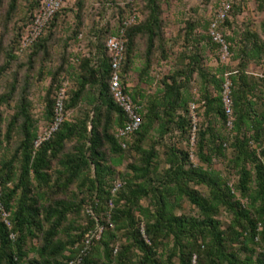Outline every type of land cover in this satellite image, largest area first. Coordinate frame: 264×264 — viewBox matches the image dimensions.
I'll use <instances>...</instances> for the list:
<instances>
[{
  "label": "trees",
  "instance_id": "trees-1",
  "mask_svg": "<svg viewBox=\"0 0 264 264\" xmlns=\"http://www.w3.org/2000/svg\"><path fill=\"white\" fill-rule=\"evenodd\" d=\"M41 1L35 2V12L17 41L5 44L0 37V83L9 70L14 71L0 93V264H67L80 254L86 234L98 228H103L101 239L82 264H264V76L247 70L250 63L264 66L261 34L246 29L240 42L226 36L239 65L235 71L223 65L214 72L204 64L206 54L198 46L196 26L188 22L185 41L197 45L189 57L183 51L174 72L163 78L162 88L148 96L128 88L141 106L142 126L124 149L116 132L127 118L110 91L112 70L106 48L107 38L116 31L94 25L89 55H78L75 61L64 55L46 74L51 78L45 95L46 124L53 120L66 76L73 86L67 88L65 113L78 108L80 116L74 121L67 116L60 129L35 149L41 132L32 114V74L40 64L38 74L43 78L54 55L51 47L60 13L69 7H63L42 36L19 54ZM17 2H10L2 19L5 30ZM139 3V21L126 28L125 83L140 47L141 83L148 81L157 55L168 57L163 0L127 1L129 12L119 27ZM3 4L0 0V9ZM77 8L76 38L87 18L85 0ZM259 8L264 11V0ZM212 22L205 27L208 32ZM224 24L232 27L228 17ZM208 32L205 42L212 51L218 50ZM226 77L232 82V130L226 126L222 100ZM12 101L15 110L6 123L3 107ZM192 104L197 106V118L200 112L203 116L195 125L194 144ZM175 132L187 140L186 147L164 144ZM15 136L9 154L7 147ZM189 149L195 150L198 162ZM215 162L225 165L226 175L215 169ZM232 176L237 177L235 182ZM119 181L123 186L113 193ZM185 201L197 214L186 212ZM84 209L92 214L83 224ZM222 211L230 214V222L221 220Z\"/></svg>",
  "mask_w": 264,
  "mask_h": 264
},
{
  "label": "rangeland",
  "instance_id": "rangeland-1",
  "mask_svg": "<svg viewBox=\"0 0 264 264\" xmlns=\"http://www.w3.org/2000/svg\"><path fill=\"white\" fill-rule=\"evenodd\" d=\"M12 0H4V7L0 9V37L4 38L5 44L11 41H17L20 35L24 32L26 25L29 23L32 15L35 12L33 6L38 0H18L17 9L14 13L10 26L5 30L3 26V17L7 11V8ZM80 0H71L66 12H61L58 19L57 27L55 28L56 39L55 45L51 47L53 52L52 61L46 63V70L43 78L38 74L40 64L37 70L32 74V88L30 94V100L32 101V114L37 121L38 128L42 133L47 128V120L45 119V95L46 90L51 83V78L46 74L54 66H56L62 56L68 55L71 61H75L79 55H84L92 51L91 50V32L94 25L98 28L109 27L111 32L117 31L120 25L122 17L127 16L129 9L126 7L128 0H85V16L84 26L81 27V34L76 38L74 33L77 30L78 22L76 21L77 5ZM260 0H163V19L167 23L166 34L168 39V57L163 60L160 55L154 59L153 68L151 69L150 76L146 78L148 81L141 83L139 79V70L144 65L142 59V49L140 47L138 56L134 59L132 65V73L129 76L130 86L133 91L139 89L143 94L147 96L157 93L162 88V80L166 76L172 74L175 70L178 58L182 55L183 51H186V55L189 57L191 52L194 51L193 47H196L195 43H187L185 41V28L188 22L194 23L196 26L195 35L198 37L199 47L206 54V64L212 71L220 69L223 65L229 67V71H235L238 68V61L234 60L235 53H232V57L228 62H222L220 59L218 50L212 51L208 46L203 36L207 35L208 29L205 27L216 18L217 13L223 6H229L228 20L231 22L232 27L225 26V22L221 25V32L226 36H234L237 42H240V34L246 29H250L254 32L261 34L264 39V32L262 31V23L264 21V11L261 12L259 8ZM140 11L141 4L135 6ZM143 17V16H142ZM204 39V40H203ZM5 47V46H4ZM235 51H238L239 45H234ZM6 51V50H5ZM3 52V54L5 53ZM21 61H25L26 57L20 58ZM188 62V60H186ZM248 72L255 76H264V66L250 63L248 66ZM13 68L7 72L3 81L0 83V93H2L6 87L7 80H10L13 75ZM232 73V72H231ZM230 75V72L228 73ZM228 76V75H227ZM67 88L73 86V80L66 76L64 81ZM193 94L198 99L199 94L197 88L193 89ZM15 103L12 101L9 105L3 107L4 117L7 121L13 115L15 110ZM80 109L71 110L68 112V119L75 120L80 116ZM198 122L203 120L202 113H199L197 118ZM6 124H4V130ZM17 137L7 147L9 154L12 153ZM150 140L146 142L149 144ZM176 143L178 147H186L188 145L187 140L183 141L180 133L168 135L164 144ZM163 144V145H164ZM163 145H159L158 149H162ZM192 150L193 149H189ZM192 152V159L194 162H198L195 150ZM134 155V153H133ZM133 155L130 156L128 162L133 160ZM1 160V156H0ZM215 169L226 175L225 165L222 162H215ZM232 180L235 182L237 177L232 176ZM203 194L205 189L200 188ZM144 205H148V201H144ZM184 207L187 213L197 214L191 207L190 203L185 201ZM88 211L84 209L81 215V223H85L86 215ZM221 220L224 222H230L231 216L228 212L222 211ZM34 256L32 253L30 257Z\"/></svg>",
  "mask_w": 264,
  "mask_h": 264
},
{
  "label": "built area",
  "instance_id": "built-area-1",
  "mask_svg": "<svg viewBox=\"0 0 264 264\" xmlns=\"http://www.w3.org/2000/svg\"><path fill=\"white\" fill-rule=\"evenodd\" d=\"M71 0H42L41 6L35 15V18L31 25L27 27L25 34L21 40V48L19 54H22L30 46H32L43 34L46 26L50 20L61 11L63 7L68 5ZM133 3L134 0H128ZM229 12V6L225 5L217 13L216 18L213 20L210 29L209 36L214 43L218 45V53L222 62L230 61L232 53L230 47L221 32V25L225 22ZM140 14L136 11L134 7V12L129 16L127 20L123 22V26H120L116 33L110 35L106 41V48L108 56L111 60V79H110V91L114 98L116 105L123 111L126 115L127 121L125 125L119 128L116 132V137L124 149L128 148L129 139L141 129L142 126V116H141V106L136 104L128 92L129 82L125 83L124 79V62H125V50H126V28L135 24L139 21ZM67 98V85L61 88L56 96V103L54 109V117L52 122L47 126L46 129L39 135L36 139L34 146L35 149L39 148L44 142H47L63 125L67 120V115L65 113V100ZM222 100L225 109V115L227 118L226 126L229 130L233 129L234 126V112H233V99H232V82L226 77L225 83L223 85ZM197 106L191 105V113L193 116V130L191 136L192 144L195 143L196 138V123L197 116L195 114ZM123 186L122 182H117L113 193L121 189ZM2 197V187L0 185V199ZM4 212V210H3ZM88 213L92 214V210L89 209ZM5 220L8 217L7 213H3ZM7 221V220H6ZM103 234V228H98L96 230L89 231L83 242L81 243L80 254L76 259L69 261L67 264H82L84 257L89 253L92 246L96 241L101 239Z\"/></svg>",
  "mask_w": 264,
  "mask_h": 264
},
{
  "label": "crops",
  "instance_id": "crops-1",
  "mask_svg": "<svg viewBox=\"0 0 264 264\" xmlns=\"http://www.w3.org/2000/svg\"><path fill=\"white\" fill-rule=\"evenodd\" d=\"M129 86H130V83H129ZM131 89V88H130Z\"/></svg>",
  "mask_w": 264,
  "mask_h": 264
}]
</instances>
